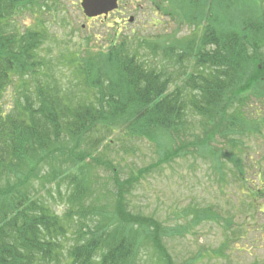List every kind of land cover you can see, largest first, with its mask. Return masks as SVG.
<instances>
[{"label": "trees", "instance_id": "1", "mask_svg": "<svg viewBox=\"0 0 264 264\" xmlns=\"http://www.w3.org/2000/svg\"><path fill=\"white\" fill-rule=\"evenodd\" d=\"M48 1L0 0V97L9 84L19 95L12 109L0 105V264H138L140 230L159 250V263L177 264L161 240L168 228L126 207L123 184L132 187L137 177L122 184L111 162L92 154L115 143L110 137L116 130L180 137L196 124L190 118L199 117L202 134L191 145L201 154L221 153L217 165L232 161L233 151L210 142L219 136L235 143L233 133L261 132L262 120H247L242 110L247 95L264 98V64L259 73L251 65L264 63V0L161 1L156 8L175 20L177 32L184 24L191 27L188 34L126 36L107 51H70L57 62L43 52L46 25L38 17L33 25L18 21L47 8ZM154 57L158 64H152ZM58 63L69 69L65 81L56 75ZM179 145L173 153L182 152ZM87 159L114 170L118 191L111 210L91 197ZM53 187L62 214L50 203ZM193 215L194 222L217 219L211 207ZM223 219V228L232 225L231 218ZM226 245L227 239L200 255L222 257Z\"/></svg>", "mask_w": 264, "mask_h": 264}, {"label": "rangeland", "instance_id": "2", "mask_svg": "<svg viewBox=\"0 0 264 264\" xmlns=\"http://www.w3.org/2000/svg\"><path fill=\"white\" fill-rule=\"evenodd\" d=\"M161 1L167 2L118 0L117 8L106 16L87 18L80 0H49L48 7L42 12L35 15L26 12L19 18L17 15L16 19L26 26L33 25L38 17L46 25L49 40L43 45V52L50 51L55 58H60L57 62L70 51L82 54L89 47L107 51L126 36L151 38L160 34H188L191 27L184 24L177 32L175 20L156 8ZM130 16H133L132 22L128 21ZM254 61L251 65L259 73L264 63ZM151 62L158 64L160 58L154 57ZM56 66V75L62 74L65 81L69 69L63 63ZM180 82L176 83L180 85ZM175 84L171 83L169 89ZM18 96L14 84H9L0 97V105L4 110H10ZM242 112H246L247 120L257 117L262 120L261 132L250 135L233 133L232 136L239 138L235 143L224 142L225 138L219 136L211 140L210 143L222 151L234 153L232 161L226 159L221 165L213 162L222 157L221 153L208 149L201 154L196 146L191 145L195 141L194 135L202 134L197 124L199 117L190 118L196 124L180 137L161 132L156 138H146L116 130L110 137L115 143L108 148L99 146L92 154L98 161L111 162L122 184L126 178L137 177L132 187L127 182L123 184L126 207L144 217L152 215L168 228L170 233L163 231L160 236L177 264H264V98L247 95ZM182 139L184 145H181ZM175 144H180L182 152L173 153ZM87 162L91 163L87 169L92 177L94 195L91 197H96L98 205H109L107 209L111 210L118 191L114 170L88 159ZM258 186L262 189L256 190L258 194L255 195L254 189ZM56 188L51 189L52 196L48 198L52 208L62 214L64 204ZM40 191L47 195L44 190ZM65 191L62 184V200ZM252 200L260 205L255 207ZM209 207L215 211L217 219L209 216L194 222L195 210ZM223 218H231L232 225L223 228L227 220ZM181 225L186 227L179 232ZM146 230H149L147 226ZM137 233L138 264H163L162 261L159 263L161 255L147 233L141 230ZM226 239L224 256L208 258L200 255L205 250L217 249Z\"/></svg>", "mask_w": 264, "mask_h": 264}, {"label": "water", "instance_id": "3", "mask_svg": "<svg viewBox=\"0 0 264 264\" xmlns=\"http://www.w3.org/2000/svg\"><path fill=\"white\" fill-rule=\"evenodd\" d=\"M80 6L86 17L106 16L110 11L117 8V0H80ZM129 21L133 20L130 16Z\"/></svg>", "mask_w": 264, "mask_h": 264}]
</instances>
